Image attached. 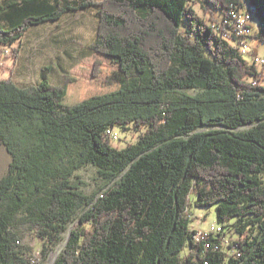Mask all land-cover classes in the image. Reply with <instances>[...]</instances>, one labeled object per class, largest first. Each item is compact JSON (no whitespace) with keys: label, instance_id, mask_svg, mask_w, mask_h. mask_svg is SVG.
<instances>
[{"label":"trees","instance_id":"16d2710c","mask_svg":"<svg viewBox=\"0 0 264 264\" xmlns=\"http://www.w3.org/2000/svg\"><path fill=\"white\" fill-rule=\"evenodd\" d=\"M92 8L89 74L0 78V142L11 155L0 264H38L23 238L56 244L76 219L54 264H264V71L224 22L245 9L258 24L247 37L264 44V0H0V45L16 60L13 43L33 25ZM117 125L138 140L114 146L107 131ZM87 165L112 183L101 195L75 181ZM192 194L223 227L210 249L194 237Z\"/></svg>","mask_w":264,"mask_h":264},{"label":"rangeland","instance_id":"374dc122","mask_svg":"<svg viewBox=\"0 0 264 264\" xmlns=\"http://www.w3.org/2000/svg\"><path fill=\"white\" fill-rule=\"evenodd\" d=\"M194 7L201 15H204L199 3L194 4ZM255 20L253 19L251 23L256 30L258 24ZM97 28L98 18L96 8L89 9L83 13L78 12L65 16L61 21H50L37 26L33 25L21 40L18 39L13 43V46H18L20 50L19 58L16 60H14V53L11 47L0 45V78L7 79L12 76L19 84H36L41 79L40 74L44 72V66L49 65L54 67L62 58V61L67 62L64 66L57 67L58 70L54 67L55 71L50 72L51 83H62L64 74L75 66H77L76 68L81 75L89 74L94 57L90 56L91 52L88 45L96 37ZM248 43L251 51L244 56L249 62H253L251 52L257 47L259 48L258 54L260 57H264L263 44H260L256 38L248 39ZM29 56L34 58L28 61V69H26L24 68V64L27 61L24 58ZM104 66L103 74L100 78H103L108 71L110 72L109 68H106V65ZM258 67L264 71V65L258 64ZM64 70L68 71L64 72ZM261 83L264 85V77ZM188 93H196V90H190ZM210 128L217 127L203 126L197 130L203 131ZM247 128L249 126L240 127L243 130ZM114 129L118 132L119 136L113 139L112 143L119 148H124L129 143L136 142L140 136V132H137L134 128L125 130L122 126L117 125ZM10 162L11 155L2 142H0V177L6 174ZM76 175V183L84 192L90 195L97 193L101 195L112 184L106 185V180L99 173L98 169L91 165L83 167L77 171ZM195 199V194H192L190 198L191 226L197 229H203L210 228L213 224H218L215 206H196ZM77 225H80L79 219H76L75 222L73 221L63 233L62 239L53 245L34 234H28L21 242L23 250L27 252L28 257L35 258L38 264H54L57 256L63 251L71 230L73 228L75 229ZM228 234L231 239L235 238L232 230ZM44 246L50 249L46 256L43 255Z\"/></svg>","mask_w":264,"mask_h":264},{"label":"built area","instance_id":"2783aa9c","mask_svg":"<svg viewBox=\"0 0 264 264\" xmlns=\"http://www.w3.org/2000/svg\"><path fill=\"white\" fill-rule=\"evenodd\" d=\"M250 20H251V15L245 10V9H240L237 11H232V19L230 20H225V23H229L230 28L228 29L230 33L236 34V36H243L240 40V51L242 54H249L251 51V47L248 43V37L249 35H252V30L249 27L250 25ZM246 36V37H245ZM251 56L253 58V61L256 63H259L260 65H264V57H260L258 54V51L254 50L251 52ZM108 135L112 138L115 139L117 138L118 132L115 131V129H109L107 131ZM223 227L221 224H213L210 228H203V229H197L196 233L194 235L196 241L202 242L204 241L205 248H211L214 244L210 239L212 237H216V235H219V233L222 231ZM215 248H217V245H214ZM32 262L35 263L37 260L35 258L32 259Z\"/></svg>","mask_w":264,"mask_h":264},{"label":"crops","instance_id":"0c3cea01","mask_svg":"<svg viewBox=\"0 0 264 264\" xmlns=\"http://www.w3.org/2000/svg\"><path fill=\"white\" fill-rule=\"evenodd\" d=\"M79 12H81V11H79ZM77 13H78V12H77ZM81 13H82V12H81ZM64 17H65V16H64ZM64 17H63V18H64ZM63 18H62V19H63ZM62 19H61V20H62ZM61 20H59V21H61ZM49 22H50V21H49ZM58 23H59V22H58ZM255 50L258 51L259 48L257 47V48H255ZM33 58H34V57H33ZM33 58H31V56H29V57H27V58H26V57L24 58V60L27 61V63L24 64V68L28 69V61H30V59L33 60ZM62 59H63V58H62ZM62 59H61L59 62H57V64L54 66L57 70H58L57 67H59V66H64V65L66 64V62H67V61H66V62L62 61ZM54 67L49 66V65H45V66H44V69H43L44 72L40 74L41 79L39 80V82H40L44 77L50 81V75H49V74H50L51 71H55V70H54ZM67 71H68V70H64V72H67ZM19 85H24V84H19Z\"/></svg>","mask_w":264,"mask_h":264},{"label":"water","instance_id":"95a60500","mask_svg":"<svg viewBox=\"0 0 264 264\" xmlns=\"http://www.w3.org/2000/svg\"><path fill=\"white\" fill-rule=\"evenodd\" d=\"M248 12V11H247ZM250 15H251V20H250V24H251V21L254 19L253 18V14L252 13H250V12H248ZM264 45V44H263Z\"/></svg>","mask_w":264,"mask_h":264}]
</instances>
